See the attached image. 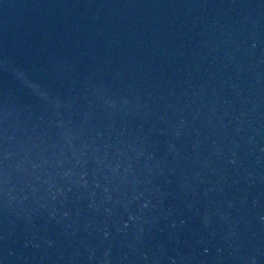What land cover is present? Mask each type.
<instances>
[{
    "label": "water",
    "instance_id": "1",
    "mask_svg": "<svg viewBox=\"0 0 264 264\" xmlns=\"http://www.w3.org/2000/svg\"><path fill=\"white\" fill-rule=\"evenodd\" d=\"M0 264H264V0H0Z\"/></svg>",
    "mask_w": 264,
    "mask_h": 264
}]
</instances>
